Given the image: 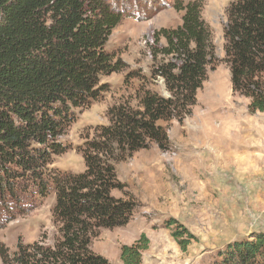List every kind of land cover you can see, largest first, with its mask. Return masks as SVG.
<instances>
[{
    "label": "trees",
    "instance_id": "1",
    "mask_svg": "<svg viewBox=\"0 0 264 264\" xmlns=\"http://www.w3.org/2000/svg\"><path fill=\"white\" fill-rule=\"evenodd\" d=\"M173 7L183 13L181 25L154 32L150 49V76L163 80L167 96L139 88L136 108L127 101L109 107L108 124L77 148L85 170L72 175L49 165L68 148L59 138L74 109L98 99L103 77L126 70L104 49L123 14L99 0H0V204L26 186H35L41 198L53 186L52 221L59 234L52 245L40 238L19 244L12 255L1 244L2 264H111L91 251V236L126 226L136 207L112 163L151 144L169 149L158 123H182L191 115L216 61L203 0H179ZM225 12L223 61L231 91L248 100L250 114L264 115V0H231ZM161 40L165 45L158 47ZM138 75L129 71L124 83ZM177 233L172 236L185 251L188 242ZM148 245L145 235L123 245L121 263L141 264ZM219 256L215 264H264V234L235 241Z\"/></svg>",
    "mask_w": 264,
    "mask_h": 264
},
{
    "label": "rangeland",
    "instance_id": "2",
    "mask_svg": "<svg viewBox=\"0 0 264 264\" xmlns=\"http://www.w3.org/2000/svg\"><path fill=\"white\" fill-rule=\"evenodd\" d=\"M99 1L123 14L104 49L127 67L103 77L105 90L89 106L74 109V120L61 131L59 141L68 148L53 156L49 169L72 175L85 170L77 148L94 138L97 126L108 124L109 107L127 101L136 108L139 88L167 96L163 80L150 76V49L156 45L154 32L178 27L183 15L173 7L179 0ZM230 1L203 0L202 15L212 31L216 61L213 69L208 67L191 115L182 123H158L166 129L169 149L151 144L112 163L125 186L123 192L133 197L136 207L126 226L98 229L91 236V251L111 264H122L121 247L134 244L141 235L149 240L141 264H215L227 245L264 234V115L250 114L248 100L231 91L223 61L225 10ZM164 45V40L157 44ZM131 70L140 75L124 83ZM247 117L257 122L258 132L246 131ZM15 191L14 198L0 204V245L9 255L19 244L40 238L52 245L59 237L52 221L54 187L48 185L44 198L35 186ZM111 194L124 198L119 191ZM176 232L188 242L185 251L172 236Z\"/></svg>",
    "mask_w": 264,
    "mask_h": 264
},
{
    "label": "crops",
    "instance_id": "3",
    "mask_svg": "<svg viewBox=\"0 0 264 264\" xmlns=\"http://www.w3.org/2000/svg\"><path fill=\"white\" fill-rule=\"evenodd\" d=\"M258 114H260V113H258ZM260 115H263V114H260ZM246 123L248 124V129H246L247 132H249L248 130H252V129H254L255 132H258V131H259V129H258V126H259V125L257 124L256 121L251 120V119H249V118L247 117V118H246ZM247 132H245V133H247ZM259 134H260V132H259Z\"/></svg>",
    "mask_w": 264,
    "mask_h": 264
}]
</instances>
